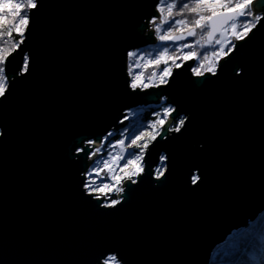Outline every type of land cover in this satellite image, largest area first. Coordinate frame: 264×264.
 <instances>
[{"label": "water", "instance_id": "obj_1", "mask_svg": "<svg viewBox=\"0 0 264 264\" xmlns=\"http://www.w3.org/2000/svg\"><path fill=\"white\" fill-rule=\"evenodd\" d=\"M159 2L38 0L0 99V264H209L264 213V27L232 41L216 76L196 77L189 60L165 84L133 90L128 53L156 43ZM162 101L174 109L164 127L186 118L184 128L158 135L138 183L101 207L108 199L84 187L88 154L127 111Z\"/></svg>", "mask_w": 264, "mask_h": 264}, {"label": "snow or ice", "instance_id": "obj_2", "mask_svg": "<svg viewBox=\"0 0 264 264\" xmlns=\"http://www.w3.org/2000/svg\"><path fill=\"white\" fill-rule=\"evenodd\" d=\"M38 7V0H0V13L7 11L8 16L13 18V23L7 32V36L11 37L13 31H15L16 36L20 38L13 40L7 49L0 47V99L6 98L10 89L7 65L11 62L14 53L22 51L21 45L24 43V38L30 26L31 12L37 10ZM156 9L160 13L159 20H157V17H153L150 24L155 25L154 31L159 41L165 45L168 42L175 43L177 40H185L187 38L183 34L180 36L172 35L175 31L187 30V36L194 37L197 35V29H199L201 33L200 39H207L209 43L212 42L217 32L223 36L224 32L230 31L231 39H229L226 44H222L220 39L215 40L216 44L221 45L219 50H213L210 53L203 54L200 66L192 69L196 77H202L205 71L212 76H216L220 67V59L224 58L227 62L228 58L235 51H238L237 45L232 41H245L250 38L259 27H264V0H171V2H167L166 4H164V0H161L160 3L156 4ZM205 13L208 14L205 15ZM189 15L192 17L191 20L187 18L174 19L176 16L186 17ZM8 16L0 15V25L8 23ZM164 25H167V27H163ZM0 35L3 34L0 33ZM197 43H199V41H197ZM180 47L182 50L183 48H192L193 45L191 43H185ZM167 53L168 49L165 47L152 63L156 65L160 63L167 64L168 60L172 59V63L175 64L176 57L167 56ZM128 55L132 57L135 54L129 52ZM196 58L197 53L195 51H189L183 56L185 61ZM204 61L208 62L206 66ZM180 66L179 64L176 65L177 68ZM29 70L30 58L25 54L21 67L16 71L18 75L23 76L26 75ZM129 74L131 75V72ZM240 74V72H236V75ZM155 75L156 73L152 74V76ZM170 75L171 69L165 67L160 73V82L166 83L165 77ZM151 79L152 77H149L150 81ZM137 81H139V83ZM141 85H143V88H148L150 86V84L144 83L142 76H137L131 81L129 87L136 90ZM173 112V108H165L163 117L148 125L150 129H155V124L161 126L159 130H154L152 132L151 139L153 141L156 140L158 135L162 136L165 131L177 134L181 133L186 124V118H180L176 121L174 126L164 127L166 118ZM126 138L130 140L131 145H135L142 150L138 153H129L127 156L123 153L120 154V159L125 161V163L120 166V171L123 175L115 174V169L110 167V163L114 160L111 155L102 161L103 167L107 169L109 175L106 178L101 177V180L104 181L106 179L107 181H111V183L102 182L100 185L93 187L94 181H88L87 178L91 177L93 173L99 175L101 169L97 167L91 172L86 173L84 187L89 195L95 191H99L104 196H107L109 192L121 194L125 190L124 187L121 186L124 181H128L131 184L138 183V178L145 172L143 161L149 144L147 142L142 144L138 143V141L143 140L142 131L128 134ZM89 143L92 142L90 141ZM117 143L123 145L124 140H120ZM112 147H115V145H112ZM78 151L84 150L78 149ZM100 151V148H96L94 152L89 153V159ZM166 160V156L162 155L160 157L159 165L154 173L157 181L166 178ZM97 163L99 164L100 162L98 161ZM116 164L119 166L118 161H116ZM125 169L130 170L125 172ZM199 179L200 177L198 175H192L191 184L197 185ZM95 198L97 200L100 199L99 196ZM121 202V198L108 199L107 202L102 203L100 206L103 208H115ZM115 261V256H109L103 260V264H115Z\"/></svg>", "mask_w": 264, "mask_h": 264}, {"label": "trees", "instance_id": "obj_3", "mask_svg": "<svg viewBox=\"0 0 264 264\" xmlns=\"http://www.w3.org/2000/svg\"><path fill=\"white\" fill-rule=\"evenodd\" d=\"M167 2H171V0H164V4H166ZM158 14L160 17L159 12ZM207 14L208 13H205V15ZM0 15L8 16V13L7 11H5L3 13H0ZM182 18H187L189 20L192 19L190 15L186 17H179V16L174 17V19H182ZM157 20H159V18ZM12 23H13V18L11 16H8V23L0 25V33L3 34L0 35V47H3L5 49H7L10 46L13 40L20 39L19 37L16 36L15 31H13L11 37L7 36V32L11 27ZM163 27L166 28L167 25H164ZM152 29L154 32V36L156 38V43L154 45L146 46L144 48H140L133 51L132 53H134L135 55L132 57H129L128 55V59H127L128 73H130L133 70V64L137 59V56L142 55V57L146 59V62L143 61V63H141V65L139 66L140 69L142 70L139 76H142L144 83L150 84L149 87H154L164 84L160 82L161 71L165 67H168L171 69L172 72V70L176 68L177 64L180 65L182 62H186L183 59L185 53L189 51H195L197 53V58L193 59L194 67H199L200 62L203 59V54L210 53L213 50H219L221 47L219 44H215L214 46H210V47L209 46L201 47L199 45L197 46L196 43H194L195 41L194 38L191 37V39H189L191 40L189 41V43H191L193 47L185 48V49L183 48L181 50L180 43L182 44L183 42H175V43L168 42L165 45L161 41H159L154 31L155 25H153ZM185 31L187 30L175 31V32L182 33ZM165 47H167L168 49L167 56L176 57L175 64L172 63V59H169L167 64L160 63L159 65H156L155 63H152V61H154L155 58L159 56V54L164 50ZM204 63L206 66L208 62L204 61ZM153 73H156V75L152 76ZM206 73L207 72H204V74ZM131 74L133 73L131 72ZM129 76H130V81H132L134 78H132L130 74ZM149 77H152L151 81L149 80ZM168 77L169 76L165 77L166 81ZM137 82L139 83V81ZM165 108H170V107L164 104L162 101L161 104L158 106L136 107L129 110L130 114H134V115L128 120H125L126 123H128V125L131 126L127 129L128 134L129 132H132V128H136L133 130L134 132H137L142 129V126H144L146 122L154 123L155 121L162 118ZM175 123L176 122H174L173 125L171 126H174ZM160 127L161 126L157 124V130H159ZM121 137L122 136L118 134V130L111 132L103 139V141L101 142V147L103 149L107 148V146L110 145L111 143H113V145H116L117 142L120 141ZM152 141H150V143ZM125 182L126 181L123 182V185ZM107 196L109 197V199H117L118 195L112 192V193H108ZM209 264H264V213L261 214L256 221L250 223L245 229L231 235L223 245L219 246L212 254Z\"/></svg>", "mask_w": 264, "mask_h": 264}, {"label": "rangeland", "instance_id": "obj_4", "mask_svg": "<svg viewBox=\"0 0 264 264\" xmlns=\"http://www.w3.org/2000/svg\"><path fill=\"white\" fill-rule=\"evenodd\" d=\"M150 25H152V24H150ZM181 34L185 35L187 38L185 40H177L176 41V42H183L182 44L180 43V46L185 44V43H189V41H191V40H189V39H191V36H187V31L182 32V33H177V32H173L172 33V35H174V36H180ZM200 36H201L200 30L197 29V35L192 37V38H194V40H195L194 43H196L197 46L199 45L201 47H206L209 44H211V43L207 42V39H203V40L200 39ZM217 39H220L222 44H226L228 42V40L231 39L230 31L224 32L223 36L219 35L218 37L215 38V40H217ZM215 40H214L213 43H215ZM197 41H199V43H197ZM233 43H235V42H233ZM176 49H179V48H176ZM143 61L146 62V59L144 57H142V55L137 56V59L135 60V62L133 64V70L131 71L133 73V74H131L132 78H136L137 76H139L141 74L142 70L140 69L139 66L141 65V63H143ZM130 83H131V81H130ZM139 90H144L143 86H140ZM133 115L134 114H130V112L127 111V115H126L127 118H125L124 120H128ZM149 124L150 123L146 122L144 124V126H142V129L140 131L143 132V140L142 141H138V143L142 144L144 142H147L149 144L150 141H152L151 134H152V132L154 130H157V124H155V129L148 128ZM129 127H131V126L128 125V123H126V125L123 128L118 130V134L122 136L120 140H124V144L123 145H120V144L117 143L115 145V147H112L113 143H111L110 145L107 146V148H104V149L101 147V144L97 147V148H100L101 151L96 154V157L92 160L91 165L89 166V169L86 172V173L91 172L93 169H95L97 167H99L101 169L99 175H95V173H93V175L91 177L87 178L88 181H94L93 187H95L97 185H100L102 182L111 183V181H107L106 179L104 181L101 180V177H105L106 178L109 175L107 169H105L103 167V163H102V161L104 159H107L109 157V155H111L114 158V160L110 163V167H113L115 169V174L123 175V173H121V171H120V166H122L125 163V161L120 159V154L123 153V154H125V156H127V154H129V153H134V152L138 153V152H140L142 150L140 148H137L135 145H131L130 144V140L126 138L127 135H128L127 129ZM133 129H136V128H132V132H129V134L140 132V131L134 132ZM95 149H94V151H95ZM98 161L100 162L99 164L97 163ZM116 161L119 162V166L116 164ZM129 170L130 169H125L124 171L126 172V171H129ZM109 193H112V192H109ZM92 194L97 195L100 198L109 199L108 196H103L99 191H95ZM115 194L117 195V193H115ZM104 202H107V200H104Z\"/></svg>", "mask_w": 264, "mask_h": 264}, {"label": "flooded vegetation", "instance_id": "obj_5", "mask_svg": "<svg viewBox=\"0 0 264 264\" xmlns=\"http://www.w3.org/2000/svg\"><path fill=\"white\" fill-rule=\"evenodd\" d=\"M216 43H211V44H209L208 46L210 47V46H214ZM184 63V62H183ZM181 65V64H180ZM193 67H194V65H193ZM177 68V67H176Z\"/></svg>", "mask_w": 264, "mask_h": 264}]
</instances>
